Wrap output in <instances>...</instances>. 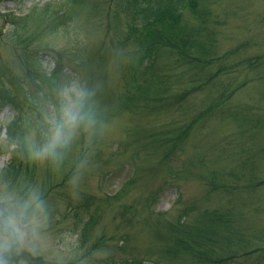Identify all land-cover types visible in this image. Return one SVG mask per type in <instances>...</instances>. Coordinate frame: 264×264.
<instances>
[{"label": "rangeland", "instance_id": "rangeland-1", "mask_svg": "<svg viewBox=\"0 0 264 264\" xmlns=\"http://www.w3.org/2000/svg\"><path fill=\"white\" fill-rule=\"evenodd\" d=\"M60 1L0 0L4 73L28 78L27 55L42 59L46 68L47 64L54 67L59 59L60 70L51 84L43 83L42 91L53 93L63 105L62 114L48 125L46 137L34 128L27 134L37 156L28 197L21 196L20 182L0 178V210L7 208L20 218L15 231H4L0 223V264H131L135 259H144L142 264H194V258L181 249L169 254L164 250L167 240L168 245L174 243L166 229H161L159 236L155 220L142 221L145 203L150 204L147 210L153 211L154 218L163 211L170 220L185 208L191 209V219L205 208L231 209L235 228H242L250 238L258 236L264 244V211L246 198L228 200L225 193H214L206 179L214 169L234 179L232 172H238L239 161L236 151L240 154L249 147L257 123L262 125L261 139L253 142L264 147V0H197L206 18L204 34L213 36L216 58L199 77L212 73L216 82L210 84L209 91L196 90L199 84L189 77L197 71L164 55L157 66L169 75L168 95L172 93L175 103L164 108L159 104L158 108L130 106L121 111L117 109L119 101L135 96V87L144 76L139 70L138 81L130 78L127 59L133 47L117 42L125 19L115 16L113 0H105L107 8L99 14L94 12L97 0H85V8L80 5V9L73 3L72 18L51 17L45 22L47 30L61 19L66 26H56L45 37L30 40L27 47L17 43L11 21L20 23L35 5L42 8ZM184 14L189 24L199 25L192 8L187 6ZM35 24L31 20L29 28ZM256 59L260 65L255 69L250 62ZM31 86L40 95V89ZM188 88L193 91L181 97ZM68 89L75 91L66 92ZM16 92L18 97L13 100L20 101L26 113L30 101L23 90ZM81 98L104 119L98 129L91 120L80 125L77 107ZM13 100L1 104L0 97V137L18 115ZM67 108L76 115L75 121L66 119ZM57 129L61 132L59 142L45 152ZM10 157V152L0 148V171ZM77 158L72 177L61 184L63 170ZM259 194L264 197V189ZM152 195L155 200L151 202ZM94 211L97 214L87 240L80 241L83 224ZM134 212L137 221L130 223ZM229 264H264V256L254 253Z\"/></svg>", "mask_w": 264, "mask_h": 264}, {"label": "trees", "instance_id": "trees-1", "mask_svg": "<svg viewBox=\"0 0 264 264\" xmlns=\"http://www.w3.org/2000/svg\"><path fill=\"white\" fill-rule=\"evenodd\" d=\"M84 1L62 0L57 2V4L48 2L42 8H38L36 5L33 6L21 18L20 23L11 21L15 24L13 28L16 30L17 43L19 42L22 46L27 47L28 44H31L30 40H34L37 37L38 39L45 37V34L52 32L57 28L56 26H66L65 20L61 19L55 27L52 26L50 30L49 26L47 30L48 26L46 27L45 22L47 18L51 19V17H54L53 19L72 18L74 10L71 9L70 5L72 6L75 3L77 9H80V5L85 8L86 3H83ZM113 1L115 4V16L119 18V15H121L125 19L124 29H122L120 36L117 38V42H120L123 46L132 45L133 47L127 59L130 78L138 81L139 70L141 76H144V78H141L140 84L135 87L138 89V93L126 100L122 99L119 101L117 108L119 111L125 108L128 109L130 106H137V108L152 106L158 108L159 104L164 108L175 103V100H171L172 97L170 95L172 93L168 95L170 90L169 75L161 72V68L157 66L159 58L164 55L178 60L182 66L197 71L189 77L190 81L199 84L197 89L194 88V91L195 89L201 91L208 89L209 91L212 86L210 84L216 82L214 75L212 73H204V77L199 76H201L203 69L209 68L216 60L214 56L215 50L212 49L213 36H211V33L204 34L206 18L204 17V10L199 7L197 0ZM187 6L192 8L194 14L198 16L199 25L194 26L187 22L184 14ZM105 8H107L105 0H102L101 3L100 0H97L94 4L95 13L99 14V11ZM31 20L36 22V24L29 28ZM42 27L44 30H42ZM69 30L68 28L67 31ZM74 31L75 29L72 32ZM206 36L207 38H205ZM230 55L232 53L228 54V56ZM24 57L26 59L25 65L28 68V78L18 73H13L10 76L6 75L4 73L5 66L0 61L1 104H5L7 100H13L16 95L18 97L16 89L19 91L23 90L26 101H30L31 104L26 109V113H23L21 106L24 107V105H21L20 101L13 100L18 106V115L7 125L5 134L0 137L2 139L0 144L1 151L10 152L11 154L9 162L0 171V178L7 180L13 178L8 181H13V183L20 182V194L26 199L31 188V180L35 173L37 161L36 152L29 145L27 134L29 130L34 128L38 132L41 131L43 138L46 137L45 133L49 134L48 125L55 116L62 114L63 105L59 103L58 98L54 99L53 93H44L42 91L43 83L48 81L51 84L53 82L52 79L55 77L54 75L60 70L59 59L55 60L54 67L51 64H47L46 68L40 58L35 59L34 56L31 58L30 55ZM82 61H85V58ZM36 62L39 64L36 65ZM259 62L258 59L251 60L250 66L254 65L252 68L256 69L260 65ZM41 66H44L45 71L43 70L42 72L40 70ZM201 78L203 81L199 80ZM33 84L40 89V95L33 91L34 89L31 86ZM187 91L181 97H185L193 90L190 92V88H188ZM167 97L170 99H166ZM40 100L41 103L38 105ZM50 101H53L52 108L48 107V102L50 104ZM79 102L80 104L77 108L79 110L80 125L86 124L91 120L96 125V129H98L99 124L104 120L100 117L101 114L99 112L95 114L94 107L88 104L85 98H81ZM254 129L257 133L254 131L249 147L247 149L241 147L243 152L241 150L240 154L236 151V157L239 161L235 168L238 169V172H232L235 176H233L234 179L230 180V177L219 169H214L206 179L208 187L214 193H225L228 196V200L233 197H238L240 200H245L246 198V201L257 205L260 211H264V197L259 194L264 189V147L261 143L255 146L253 142L261 139L262 133L260 131L262 130V125L257 123ZM1 131L0 128V134ZM246 145L247 143L244 146ZM57 152L54 154H57ZM170 156L166 157V160H171L169 159ZM78 160L77 158L75 162L73 161L72 166L67 168L66 171L63 170L64 175L60 181L61 184L72 177L74 166H76ZM246 169L247 171H245ZM24 175L26 178L23 177ZM23 179H27V181L22 182ZM242 179L245 180V183L242 182ZM40 190L43 192L44 187H41ZM150 199L151 202L154 201L155 196L152 195ZM149 205L148 203L144 204L146 212L142 216V221L145 219L148 221L155 220L156 229L159 228L157 230L160 233L159 236L163 233L161 229H166V234L169 236L168 239L172 240V244L174 243L173 246L168 245V240L165 243L164 250L168 254L172 253L173 249H181L184 253L194 258V264H229L243 256L251 258L254 253L264 256V244L258 241V236L250 238L246 235L247 233H244L242 228H235L230 218L231 209L225 210L222 207L205 208L197 218L192 216L191 219V209L185 208L176 219L170 220L165 218L166 212L163 211L158 212L157 219L154 218L153 211L147 210ZM96 214L97 212L95 211L91 212L88 219L84 222L80 241L83 240L84 242L87 240ZM136 215L138 216V213ZM77 216L79 217V214ZM135 220L134 212L129 217V222L134 223ZM97 241L101 243V240ZM24 256H30V254L25 253ZM144 262V259H135L130 263L142 264ZM34 263L39 264L38 261ZM156 263L159 264V262Z\"/></svg>", "mask_w": 264, "mask_h": 264}, {"label": "clouds", "instance_id": "clouds-1", "mask_svg": "<svg viewBox=\"0 0 264 264\" xmlns=\"http://www.w3.org/2000/svg\"><path fill=\"white\" fill-rule=\"evenodd\" d=\"M71 91H75V89L66 90V92H71ZM65 117L69 122H73L77 119L76 115L72 112L71 108L65 109ZM60 137H61L60 129H57L52 143L46 146L44 151L47 152L51 149H54L56 144L59 142ZM5 212H8L7 216L4 215ZM0 217L3 218L2 220H0V223L3 224L4 231L7 232V231L16 230L20 218L15 213H13L11 210L6 208L4 210H0Z\"/></svg>", "mask_w": 264, "mask_h": 264}]
</instances>
